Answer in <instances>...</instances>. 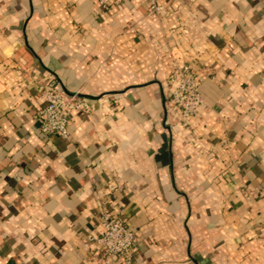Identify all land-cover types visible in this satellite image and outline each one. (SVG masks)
<instances>
[{"label":"crops","instance_id":"1","mask_svg":"<svg viewBox=\"0 0 264 264\" xmlns=\"http://www.w3.org/2000/svg\"><path fill=\"white\" fill-rule=\"evenodd\" d=\"M160 4L0 0V264H124L91 241L104 210L134 264H264V0ZM174 56L202 75L186 122ZM49 86L90 106L69 141L39 129Z\"/></svg>","mask_w":264,"mask_h":264},{"label":"built area","instance_id":"2","mask_svg":"<svg viewBox=\"0 0 264 264\" xmlns=\"http://www.w3.org/2000/svg\"><path fill=\"white\" fill-rule=\"evenodd\" d=\"M101 9L106 10L116 3L126 0H95ZM151 13L160 16L163 7L161 0H147ZM202 75L188 64H181L177 56L173 57L165 89L169 95V106L179 110L182 121L198 118L205 101L201 94ZM42 98L46 102L44 108L37 113L41 133L46 136L58 137L64 141L70 140L71 115L74 112L88 114L90 106L79 93L70 94L64 89L48 87ZM115 190L114 187L110 188ZM264 197V183L250 197ZM102 232L98 238L91 241L100 246L106 256L115 257L124 264H134L136 233L126 222L122 214L104 210L102 214Z\"/></svg>","mask_w":264,"mask_h":264}]
</instances>
